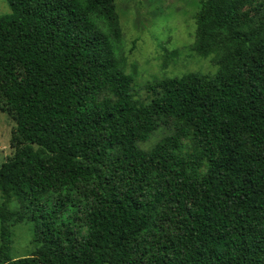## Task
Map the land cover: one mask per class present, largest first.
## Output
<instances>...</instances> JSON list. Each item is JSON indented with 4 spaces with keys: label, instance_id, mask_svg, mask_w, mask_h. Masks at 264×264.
Returning <instances> with one entry per match:
<instances>
[{
    "label": "trees",
    "instance_id": "16d2710c",
    "mask_svg": "<svg viewBox=\"0 0 264 264\" xmlns=\"http://www.w3.org/2000/svg\"><path fill=\"white\" fill-rule=\"evenodd\" d=\"M4 1L0 264H264V0H201L192 48L216 75L157 80L148 104L116 0ZM27 221L37 249L13 259Z\"/></svg>",
    "mask_w": 264,
    "mask_h": 264
},
{
    "label": "rangeland",
    "instance_id": "374dc122",
    "mask_svg": "<svg viewBox=\"0 0 264 264\" xmlns=\"http://www.w3.org/2000/svg\"><path fill=\"white\" fill-rule=\"evenodd\" d=\"M201 0H116V9L123 33L121 61L125 72L135 79L137 99L143 104L152 101L150 83L181 78L189 74L214 77L218 71L214 56L203 58L193 51L196 42ZM255 6L246 11L254 16ZM11 13L9 5L0 0V16ZM177 54L174 55L173 53ZM16 123L0 112V167L13 156L11 139ZM174 131L163 127L139 147L150 152ZM3 200L0 193V206ZM11 210H19L15 201ZM65 217H68L65 215ZM80 225V223H77ZM1 228V223H0ZM85 230V229H84ZM13 244L10 256L24 258L35 253L34 225L27 221L12 227ZM1 246V239H0Z\"/></svg>",
    "mask_w": 264,
    "mask_h": 264
}]
</instances>
